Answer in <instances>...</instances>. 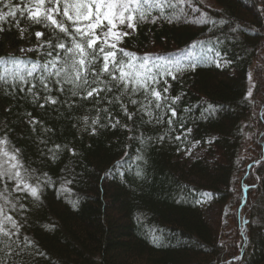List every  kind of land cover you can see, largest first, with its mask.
<instances>
[{"label":"trees","instance_id":"1","mask_svg":"<svg viewBox=\"0 0 264 264\" xmlns=\"http://www.w3.org/2000/svg\"><path fill=\"white\" fill-rule=\"evenodd\" d=\"M214 1L212 8L200 0L193 3L216 20H226L222 26L188 18L145 23L123 44L137 55L170 58L197 44L218 49L230 61L227 67L201 61L194 71L170 81L169 94L181 95L175 106L178 122L191 128L181 141L174 139L178 127L163 142L130 140L156 138L167 124H143L138 116L134 124L118 108L113 116L132 131L118 126L91 135L80 119L93 108L89 102L71 111L61 105L41 109L23 94L0 93V130L8 131L26 165L37 174L47 172L55 182L44 189L42 203L25 201L24 234L46 253L25 257L27 264H264V0ZM22 26L28 27L24 21ZM36 30L43 29L29 28ZM34 43V37L20 40L16 29L0 33V57ZM28 59L43 62L42 53ZM249 74L255 88L246 99ZM28 113L51 131L41 125L33 131ZM54 144L67 148L52 160L47 149ZM193 144L206 149L203 156L182 165L181 153ZM137 155L147 163L137 161ZM66 174L73 178L69 192L58 190ZM205 194L221 210L219 225L204 215ZM71 201L78 202L75 209Z\"/></svg>","mask_w":264,"mask_h":264},{"label":"snow or ice","instance_id":"2","mask_svg":"<svg viewBox=\"0 0 264 264\" xmlns=\"http://www.w3.org/2000/svg\"><path fill=\"white\" fill-rule=\"evenodd\" d=\"M187 9L199 14L195 16L197 24L216 27L227 23L194 6L193 0H0V33L16 29L20 40L31 42L34 37L35 41L33 47L20 48L21 55L0 57V93L23 94L41 109L61 105L71 111L89 102L93 108L80 119L83 130L90 131L91 135H96L98 128L118 126L132 131L127 124H121L118 116H113L112 109L118 108L134 124L137 116L143 124H167V129L156 138L130 136V140L138 139L141 145L153 139L163 142L166 137L171 139V133L178 127L181 132L174 139L181 141L191 128L185 129L178 122L175 106L181 95L169 94L170 81H178L185 72L194 71L196 62L185 63L151 53L141 56L122 45L126 37L137 31L138 25L187 18ZM22 21L28 27L22 26ZM34 25L43 30L30 33L29 28ZM231 31L236 32L237 28ZM191 47L195 49L197 44ZM207 51L215 52L217 67L230 63L218 49L209 47ZM28 52L42 53L43 62L28 59ZM248 79L251 87L246 99L252 97L255 88L251 74ZM27 115L33 131L37 125L45 132L51 131L43 128L42 122L31 113ZM65 148L66 145L54 144L47 149V154L55 160ZM67 151L76 155L71 148ZM186 151L190 154V150ZM136 160L147 163L143 155H137ZM141 175L137 165L136 176ZM54 183L47 172L37 174L36 169L26 165L21 149L12 144L8 131L0 130V264H27L25 257L46 256L24 234L29 211L25 201L34 205L42 203L44 189ZM72 183L73 178L66 174L61 177L58 190L69 192L68 185ZM248 187L245 186V192ZM71 204L75 209L78 202L71 201Z\"/></svg>","mask_w":264,"mask_h":264},{"label":"rangeland","instance_id":"3","mask_svg":"<svg viewBox=\"0 0 264 264\" xmlns=\"http://www.w3.org/2000/svg\"><path fill=\"white\" fill-rule=\"evenodd\" d=\"M204 4H206L208 7H216V3L214 0H204ZM194 6H196V4H194ZM197 7V6H196ZM187 11L189 12L187 18L191 21V23L197 24L195 22V16L199 15L198 13H192L190 9H187ZM181 19V18H180ZM180 19H174V20H180ZM34 45H25L22 46L20 48H29V47H33ZM123 47V45H122ZM19 48V49H20ZM19 49H17L15 52L11 53V55H21L19 53ZM35 52H28L26 53L27 58H30L32 56V54ZM171 58H175L178 60H181L185 63H187L189 60H192L194 62L200 63L205 62V61H212L214 62V58H215V54L209 53L207 51V49H203L201 46H197L195 49H193L192 47L186 51L181 52L180 54L173 56ZM224 60H226L225 58H223ZM229 65V63L224 64L223 67H227ZM186 150H190V154H187ZM205 148H200L198 144H193L191 147L185 149L179 158V161L182 165H187L189 166L192 162H194L196 159L201 158L205 152ZM122 163L125 162H121L118 163L119 165H122ZM203 209H204V215L206 217V219L208 220L209 223H211L212 225L216 226L217 224L219 225L223 218H222V213L221 210H219L217 208L216 205L213 204L212 198L209 197L208 195H204L203 197ZM241 209H244V203L242 204V206L240 207ZM242 222V220H241Z\"/></svg>","mask_w":264,"mask_h":264}]
</instances>
